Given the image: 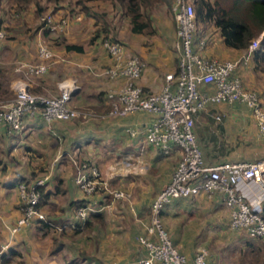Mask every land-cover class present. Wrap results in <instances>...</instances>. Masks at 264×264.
<instances>
[{"label": "crops", "instance_id": "1", "mask_svg": "<svg viewBox=\"0 0 264 264\" xmlns=\"http://www.w3.org/2000/svg\"><path fill=\"white\" fill-rule=\"evenodd\" d=\"M105 8L112 36L124 44L126 53H136L144 62L137 82L147 90H161L166 84V74L176 71L178 38L173 23L169 25L165 18L151 13L155 31L150 35L135 33L118 5L108 3ZM82 19L81 12L75 27H81ZM196 33L211 38L203 50L207 56L238 59L247 51L225 45L212 20L196 18ZM61 37L59 45L50 46L53 57L45 72L25 75L23 69L16 71L13 67L8 80L5 83L0 80L1 86L12 92L14 80L24 76L22 79L30 89L44 93L56 92L62 80H74L77 89L70 104L85 113L79 119L47 121L36 112L18 132H10L0 122V264H138L137 236L144 230L154 197L169 182L180 151L172 149L162 154L145 141L141 130L154 121V113L140 110L116 117L107 115L109 106L98 94L119 87L123 80L109 79L102 73L111 60L100 38L80 41L69 27ZM65 44L81 45L83 50H67ZM28 52L21 54L26 57L33 54ZM254 65L252 54L247 64L240 66L239 73L244 84L256 90L264 103V73ZM1 70L5 71L0 69V73ZM198 88L214 92L211 85L199 84ZM215 114L220 115V120L215 119ZM132 129L140 131L131 134ZM194 131L206 164L264 157V136L242 101L209 100L194 115ZM86 158L94 160L110 188L122 189L126 197L114 198L107 191L82 193L73 180L74 160ZM45 175L47 179L39 186L49 195L38 208L45 219L33 216L29 223L14 230L21 216L18 183L25 181L32 185ZM240 188L255 200L257 190L252 183L241 184ZM82 199L97 201L101 209L95 211L87 225L74 230L70 224L73 207L75 201ZM178 216L193 229L199 226L208 234L232 230L228 207L218 192L212 196L199 192L193 198H174L167 205L162 219L174 241L178 239L175 229ZM258 240L252 238L248 244L259 249Z\"/></svg>", "mask_w": 264, "mask_h": 264}, {"label": "built area", "instance_id": "2", "mask_svg": "<svg viewBox=\"0 0 264 264\" xmlns=\"http://www.w3.org/2000/svg\"><path fill=\"white\" fill-rule=\"evenodd\" d=\"M172 12L178 38L176 83L172 85L168 82L159 91L145 89L137 82L144 66L140 56L126 53L120 40L106 37L101 45L111 62L102 73L109 79L121 78L123 81L119 87L105 90L103 97L109 106V116L140 110L154 113V121L141 130L145 141L162 154H168L172 149L180 151L169 182L154 197L148 221L137 236L140 253L137 263L211 264L206 247L198 248L190 261L186 258L170 238L162 221V212L174 198H193L199 192L212 196L218 192L222 194L229 210L230 229L264 238V157L253 161L206 164L194 131V115L202 111L209 100L242 101L249 107L264 136V103L256 90L244 84L239 73L240 66L247 64L249 56L264 40V31L252 40L242 58L219 59L203 53L211 38L196 33L194 1L172 0ZM43 19L46 21L44 23H48L51 18ZM3 37V31L0 30V51ZM37 56L39 62H20L16 71L23 69L25 75L45 72L53 57L52 50L44 42L38 41ZM199 84L213 86L214 92L199 90ZM76 89L74 80H62L55 93H33L24 79H16L12 85L14 97L0 101V122H4L10 132H18L25 120L36 112H40L47 121L82 118L85 113L70 104ZM214 117L220 120V115L215 114ZM138 131L132 129L130 132L136 134ZM53 134L60 138L54 131ZM74 164L73 180L85 195L107 191L114 198L126 197L123 190L109 187L95 164L76 159ZM46 179L45 175L37 178L32 185H27L25 181L18 183L21 216L14 230L29 223L33 216L39 220L45 219L37 207L40 199L37 186ZM248 183L256 187L255 200L250 199L240 188L241 184ZM96 202L85 201L77 206L70 224L84 225L91 211L101 209Z\"/></svg>", "mask_w": 264, "mask_h": 264}, {"label": "rangeland", "instance_id": "3", "mask_svg": "<svg viewBox=\"0 0 264 264\" xmlns=\"http://www.w3.org/2000/svg\"><path fill=\"white\" fill-rule=\"evenodd\" d=\"M170 2L172 3V1ZM83 3L88 9L87 12L83 9ZM83 3L81 0H0V30L3 31L4 35L2 40L3 49L0 55V69H5L4 72L1 70L0 73L2 83L8 80L11 69L20 62H39L37 56L38 41L44 42L51 48L50 46L59 45L58 43L63 41L61 36L64 35L67 27L71 28L73 33L80 37V41L90 39L94 31L102 26L109 27L108 22L105 20L109 15L105 8L109 0H85ZM119 10L121 9L119 8ZM112 11V15H114V12H116L115 7ZM143 11L148 14L152 13L159 19L165 18L167 24L173 23L176 31V23L170 4L157 1L150 6L143 7ZM81 12L84 21L83 19L79 20L82 21L81 27H75L76 17ZM91 16L93 20L90 18ZM45 17H50V22L44 23L46 22L43 19ZM52 26H55V28H51ZM110 33L108 35L112 36L111 31ZM27 51H33V54L28 57L22 55ZM19 52L20 54H18ZM176 52H178L177 48L175 54ZM174 71L166 74V83L167 81L171 82L172 85L176 83V72ZM22 78L25 77L22 76ZM52 93L55 92L44 94ZM13 97L14 92L12 90L10 95L0 98V101L10 100ZM80 160L85 161V159ZM148 218L147 213L146 222ZM177 218L175 229L178 239L174 241L171 234H168L188 260L191 258L190 255L198 248L206 247L209 251V258L214 264H264V238L250 237L245 234L240 235L229 229L228 231L208 234L203 232L202 227L197 226L193 229L190 223L187 225L181 217L178 216ZM162 221L167 228L163 219ZM252 238H259V249H255L248 244Z\"/></svg>", "mask_w": 264, "mask_h": 264}, {"label": "trees", "instance_id": "4", "mask_svg": "<svg viewBox=\"0 0 264 264\" xmlns=\"http://www.w3.org/2000/svg\"><path fill=\"white\" fill-rule=\"evenodd\" d=\"M19 1V0H18ZM25 1V0H24ZM82 3L85 0H81ZM162 2L170 4L172 8V0H109V3L114 6L118 5L123 16L127 17L130 23V30L135 33L150 35L155 31V26L152 23L150 14L144 13L143 7L151 5L154 2ZM195 4V16L200 20H212L214 25L219 28L225 45L232 48L247 49L254 38H256L262 31H264V0H193ZM83 9L87 12V7L83 3ZM97 24V23H95ZM109 30V32H108ZM110 27L102 26L94 31L90 38V42L100 38V42L109 37L118 40L113 36H109ZM65 49L82 51L83 47L77 44H65ZM254 68L264 73V40L253 51ZM29 90L33 93H44L40 90ZM11 91L0 84V98L7 97ZM104 92L98 94L103 98ZM88 164H95L94 160L86 158ZM97 166V165H96ZM40 193V199L37 207L45 202L49 192H43L41 186H37ZM105 196V195H103ZM181 198V197H180ZM184 198V197H183ZM85 200L75 201L73 213L77 206L82 205ZM97 206L99 205L96 202ZM169 204V203H168ZM165 205V208L167 205ZM151 205V204H150ZM163 210V211H164ZM150 212V206L148 214ZM95 211L89 213V218L84 225L75 224L72 227L74 230H80L83 226L87 225L90 219L95 215ZM163 213V212H162ZM237 233V232H236ZM245 234L238 232V234ZM249 236V235H248ZM252 237V236H250Z\"/></svg>", "mask_w": 264, "mask_h": 264}, {"label": "water", "instance_id": "5", "mask_svg": "<svg viewBox=\"0 0 264 264\" xmlns=\"http://www.w3.org/2000/svg\"><path fill=\"white\" fill-rule=\"evenodd\" d=\"M74 94H75V92H74Z\"/></svg>", "mask_w": 264, "mask_h": 264}]
</instances>
